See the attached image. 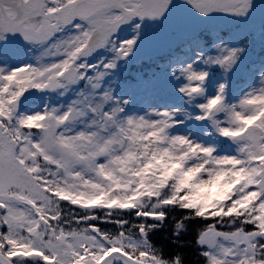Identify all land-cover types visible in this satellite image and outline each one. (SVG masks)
<instances>
[{"label":"snow or ice","instance_id":"snow-or-ice-1","mask_svg":"<svg viewBox=\"0 0 264 264\" xmlns=\"http://www.w3.org/2000/svg\"><path fill=\"white\" fill-rule=\"evenodd\" d=\"M0 264H264V0H0Z\"/></svg>","mask_w":264,"mask_h":264},{"label":"trees","instance_id":"trees-1","mask_svg":"<svg viewBox=\"0 0 264 264\" xmlns=\"http://www.w3.org/2000/svg\"><path fill=\"white\" fill-rule=\"evenodd\" d=\"M188 256H189L191 259L195 260V257H191V253H189Z\"/></svg>","mask_w":264,"mask_h":264}]
</instances>
